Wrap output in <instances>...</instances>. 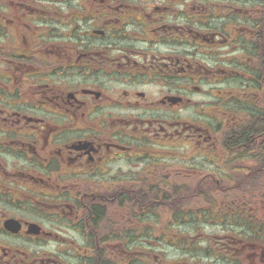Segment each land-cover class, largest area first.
<instances>
[{
	"label": "flooded vegetation",
	"instance_id": "obj_1",
	"mask_svg": "<svg viewBox=\"0 0 264 264\" xmlns=\"http://www.w3.org/2000/svg\"><path fill=\"white\" fill-rule=\"evenodd\" d=\"M0 264H264V0H0Z\"/></svg>",
	"mask_w": 264,
	"mask_h": 264
},
{
	"label": "rangeland",
	"instance_id": "obj_2",
	"mask_svg": "<svg viewBox=\"0 0 264 264\" xmlns=\"http://www.w3.org/2000/svg\"><path fill=\"white\" fill-rule=\"evenodd\" d=\"M156 250L157 251L165 250L167 252L166 255H168V259H172V260L178 259L177 253H175L172 249H168L164 246H160L159 248H156Z\"/></svg>",
	"mask_w": 264,
	"mask_h": 264
}]
</instances>
